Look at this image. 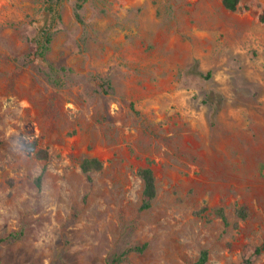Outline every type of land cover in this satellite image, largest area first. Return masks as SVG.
Wrapping results in <instances>:
<instances>
[{"label": "rangeland", "instance_id": "1", "mask_svg": "<svg viewBox=\"0 0 264 264\" xmlns=\"http://www.w3.org/2000/svg\"><path fill=\"white\" fill-rule=\"evenodd\" d=\"M49 25L63 88L24 62ZM0 237V264H264V0H0Z\"/></svg>", "mask_w": 264, "mask_h": 264}, {"label": "trees", "instance_id": "2", "mask_svg": "<svg viewBox=\"0 0 264 264\" xmlns=\"http://www.w3.org/2000/svg\"><path fill=\"white\" fill-rule=\"evenodd\" d=\"M222 4L225 8L229 10H236L238 8L240 0H221ZM82 7V3L77 2L75 5V16L77 20L81 21L82 16L80 13V9ZM54 29L52 25L46 26L41 29L40 34L37 37L28 38L30 42V47L28 52L25 55L24 62L34 63L35 60L38 62L35 64L36 71L41 76L45 78V80L52 84L57 88H63L67 86V77L70 73V67L64 64H55L52 61L48 60L47 54L51 48V42L54 35ZM197 70V69H196ZM200 75L202 72L198 70ZM97 84L95 86L97 92H109L112 89L111 82L108 79L96 76ZM38 155L46 156V151L40 150ZM80 167L84 172H89L93 169H100L102 167V161L96 157H84L80 162ZM137 174L142 179L143 187L141 192V203L140 208L146 209L151 206V202L156 196L157 188H156V180L153 169L149 166L140 167L137 169ZM41 176L38 177L40 180ZM242 217L245 216L244 209H238L237 211ZM216 213L223 219L225 223L226 215L222 207L216 209ZM12 238H15V234L10 235ZM8 237H0V242L4 241ZM137 248H143L137 247ZM264 245L259 246L255 249V253H259L263 250ZM208 250L203 249L200 251V254L196 261L193 264H205L208 260ZM118 260V257L113 259V262ZM243 264H252L251 257H245L243 260Z\"/></svg>", "mask_w": 264, "mask_h": 264}]
</instances>
